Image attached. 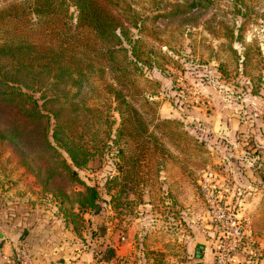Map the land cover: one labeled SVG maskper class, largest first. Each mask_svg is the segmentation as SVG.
<instances>
[{"label": "rangeland", "instance_id": "1", "mask_svg": "<svg viewBox=\"0 0 264 264\" xmlns=\"http://www.w3.org/2000/svg\"><path fill=\"white\" fill-rule=\"evenodd\" d=\"M4 1L8 0H0V5ZM128 2L139 25H145L141 32L132 28L131 35H144V57H150L135 71L138 79L123 89L138 112L137 123L148 125L141 143L147 153L141 158L144 169L154 173L155 164L167 154L165 149L176 147L179 153L174 155L195 169L198 192V180L205 170H216L222 179H229L241 205L247 206L248 199L253 204L241 213L254 239L248 250L250 264H264V0ZM107 77L111 82V75ZM90 89L96 91L94 95H108L100 80ZM114 107L111 115L117 126ZM117 149H122L119 142L106 149L100 169L80 171L82 179L96 186L101 196L98 209L81 211L44 192L12 146L0 142V264H28L23 242L28 233L15 221L21 213H30L32 203L43 206L40 211L47 207L46 213H110L111 209L122 213V186L131 159L119 158ZM116 163L120 164L119 180L109 183L110 176L119 175ZM109 185L120 191L114 208L109 204ZM246 213H253L252 217ZM82 218L76 224L85 228L76 232L83 236L86 224Z\"/></svg>", "mask_w": 264, "mask_h": 264}, {"label": "trees", "instance_id": "2", "mask_svg": "<svg viewBox=\"0 0 264 264\" xmlns=\"http://www.w3.org/2000/svg\"><path fill=\"white\" fill-rule=\"evenodd\" d=\"M132 11L128 0H8L0 5V142L12 146L44 192L62 198L72 210L97 209L99 190L80 171L100 169L107 148L119 142L118 157L131 159L123 196L127 187L134 191L132 182L147 154L141 143L148 125L137 123L138 112L123 92L138 79L139 64L150 60L144 57V35H131L132 28L145 29ZM97 80L106 86V97L88 90ZM115 187L109 185V195ZM116 194L109 201L112 208ZM66 214L81 237L76 231L85 227H78L76 219L85 213ZM101 252L104 261L114 257L108 249Z\"/></svg>", "mask_w": 264, "mask_h": 264}, {"label": "crops", "instance_id": "3", "mask_svg": "<svg viewBox=\"0 0 264 264\" xmlns=\"http://www.w3.org/2000/svg\"><path fill=\"white\" fill-rule=\"evenodd\" d=\"M164 152L154 173L141 162L132 182L134 191L127 187L124 192L122 213L111 209L110 213L81 214L87 232L81 237L67 214L46 213L47 207L40 211L43 206L30 204V213H21L15 221L28 233L23 239L28 264H95L105 249L114 257L103 264L123 258L132 264H213L206 207L196 188L195 169L175 156L176 147ZM116 192L112 190L109 199ZM252 205L251 199L247 206L242 203V213ZM252 214L246 213L249 218ZM248 250L238 254L236 264L253 261Z\"/></svg>", "mask_w": 264, "mask_h": 264}, {"label": "built area", "instance_id": "4", "mask_svg": "<svg viewBox=\"0 0 264 264\" xmlns=\"http://www.w3.org/2000/svg\"><path fill=\"white\" fill-rule=\"evenodd\" d=\"M199 192L206 207L213 264H236L237 256L254 244L241 200L229 179H222L216 170L203 171L198 180ZM234 198H233V194ZM232 194V195H231ZM236 197V198H235ZM120 240L124 241L123 236ZM103 253H99L101 258ZM24 261H26L24 256ZM105 263L102 259L95 264ZM112 264H132L128 259H115Z\"/></svg>", "mask_w": 264, "mask_h": 264}, {"label": "water", "instance_id": "5", "mask_svg": "<svg viewBox=\"0 0 264 264\" xmlns=\"http://www.w3.org/2000/svg\"><path fill=\"white\" fill-rule=\"evenodd\" d=\"M99 208V206H97V209ZM199 249H202V248H199Z\"/></svg>", "mask_w": 264, "mask_h": 264}]
</instances>
